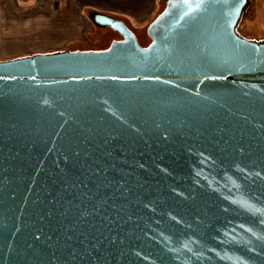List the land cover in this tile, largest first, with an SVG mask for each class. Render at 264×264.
I'll list each match as a JSON object with an SVG mask.
<instances>
[{"label": "water", "instance_id": "obj_1", "mask_svg": "<svg viewBox=\"0 0 264 264\" xmlns=\"http://www.w3.org/2000/svg\"><path fill=\"white\" fill-rule=\"evenodd\" d=\"M247 0H166L147 48L0 63V264H264V43Z\"/></svg>", "mask_w": 264, "mask_h": 264}, {"label": "rangeland", "instance_id": "obj_2", "mask_svg": "<svg viewBox=\"0 0 264 264\" xmlns=\"http://www.w3.org/2000/svg\"><path fill=\"white\" fill-rule=\"evenodd\" d=\"M42 7L40 0H0V63L63 52L104 51L118 39L110 29L96 27L91 36L86 34L80 41L51 42L42 33L50 30L49 22L36 16ZM235 32L245 41L264 43V0H248ZM138 38L143 48L149 43L148 38Z\"/></svg>", "mask_w": 264, "mask_h": 264}, {"label": "crops", "instance_id": "obj_3", "mask_svg": "<svg viewBox=\"0 0 264 264\" xmlns=\"http://www.w3.org/2000/svg\"><path fill=\"white\" fill-rule=\"evenodd\" d=\"M32 0H25L30 2ZM35 1V0H33ZM38 1V0H36ZM40 21L49 22V31L42 30L51 42L80 41L91 36L98 27L93 15H103L123 23L137 39L148 38L146 31L163 12L166 0H40ZM103 28V27H102ZM106 28V27H104Z\"/></svg>", "mask_w": 264, "mask_h": 264}, {"label": "flooded vegetation", "instance_id": "obj_4", "mask_svg": "<svg viewBox=\"0 0 264 264\" xmlns=\"http://www.w3.org/2000/svg\"><path fill=\"white\" fill-rule=\"evenodd\" d=\"M247 3H248V0H247ZM244 11V10H243ZM243 11H242V13H243ZM242 13H241V15H242ZM240 18H241V16H240ZM240 20V19H239ZM112 31V30H111ZM114 32V31H113ZM116 33V32H115ZM117 35H118V39L117 40H113V41H111V43L112 42H114V41H122V38H121V36L117 33ZM149 40V39H148ZM110 43V44H111ZM149 44H150V40H149V43L147 44V46L146 47H144V48H147L148 46H149ZM139 45V44H138ZM110 46V45H109ZM140 46V45H139ZM141 47V46H140ZM141 48H143V47H141Z\"/></svg>", "mask_w": 264, "mask_h": 264}]
</instances>
